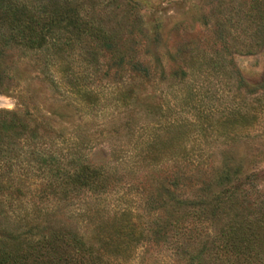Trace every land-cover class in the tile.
Returning a JSON list of instances; mask_svg holds the SVG:
<instances>
[{"label":"rangeland","instance_id":"obj_1","mask_svg":"<svg viewBox=\"0 0 264 264\" xmlns=\"http://www.w3.org/2000/svg\"><path fill=\"white\" fill-rule=\"evenodd\" d=\"M69 6L114 33V45L96 48L84 35L54 55L15 47L3 57L0 110L29 115L40 126L38 136L47 128L35 144L44 141L38 146H52L58 158L84 141L85 162L116 173L115 185L101 196L105 209L129 206L149 219L146 194L174 174L179 199L217 200V229L227 216L250 215L264 195V34L248 50L256 25L249 0H70ZM137 69H146V76ZM127 87L135 91L129 101L122 99ZM135 125L144 127L142 138L158 129L154 162L136 156L139 148L128 133ZM170 125L175 128L166 132ZM28 143H21L26 157L33 149ZM19 165L12 173L0 169L2 237L25 231V216L37 217L39 234L48 225L79 233L88 228L75 214L95 201L91 195L66 202L44 197L45 181L34 165L27 175ZM158 245L137 246L128 263H173L166 246Z\"/></svg>","mask_w":264,"mask_h":264},{"label":"trees","instance_id":"obj_2","mask_svg":"<svg viewBox=\"0 0 264 264\" xmlns=\"http://www.w3.org/2000/svg\"><path fill=\"white\" fill-rule=\"evenodd\" d=\"M47 5L54 6V10L50 11ZM69 5L70 0L45 3L42 0H0V71L3 57L15 47L34 52L47 50L54 55L70 49L71 40L86 35L92 38L96 48L110 49L114 33L81 19L78 9H69ZM248 10L256 24L249 34L253 42L247 48L251 51L263 40L264 0H249ZM63 33L68 34L67 41H61ZM93 53L92 61H95L96 53ZM50 61L47 59L45 65ZM131 68L134 71L136 65L132 63ZM137 71L146 76V69ZM67 80L71 83L72 77ZM134 93L127 87L122 99L132 100ZM157 128L161 129V125ZM174 128L175 125L164 127L166 132ZM39 129L29 115L20 117L13 111L0 110V169L12 173L13 166L19 162V168L27 175L35 167L45 181L41 193L44 197L51 195L66 202L71 196L91 195L95 201L83 204L84 209L75 214V219L89 226L79 233L69 226L48 225L39 234L34 232L38 227L34 224L37 217L25 216V231L6 237L0 235V264H131L128 262L133 259L137 246L150 243L166 246L174 258L171 264H264V195L250 215L227 216L218 229L217 200L203 195L179 199V195H175L178 177L174 174L164 182L165 186L163 183L154 185L146 194L144 208L149 219L145 220L144 213L129 206L105 209L101 196L115 185L116 173L104 166L86 163L81 153L88 146L84 141L77 147L66 148L58 158L52 146H38V143L44 145V141L35 144L36 139L47 137L48 129L43 132L45 135L38 136ZM140 130L144 127L135 125L129 129V142L136 140L139 148L136 156L154 162L161 148L159 136L155 134L158 129L143 138ZM22 141L33 144L28 157L22 155ZM24 159L27 164L22 166ZM45 215L47 219L53 216L49 212Z\"/></svg>","mask_w":264,"mask_h":264},{"label":"bare ground","instance_id":"obj_3","mask_svg":"<svg viewBox=\"0 0 264 264\" xmlns=\"http://www.w3.org/2000/svg\"><path fill=\"white\" fill-rule=\"evenodd\" d=\"M4 102H5L4 100L0 99V105L4 104Z\"/></svg>","mask_w":264,"mask_h":264}]
</instances>
